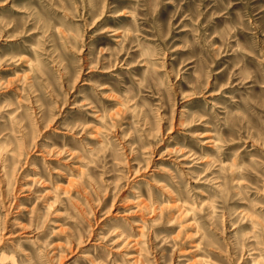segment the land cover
Masks as SVG:
<instances>
[{
	"label": "rangeland",
	"instance_id": "374dc122",
	"mask_svg": "<svg viewBox=\"0 0 264 264\" xmlns=\"http://www.w3.org/2000/svg\"><path fill=\"white\" fill-rule=\"evenodd\" d=\"M0 264H264V0H0Z\"/></svg>",
	"mask_w": 264,
	"mask_h": 264
}]
</instances>
